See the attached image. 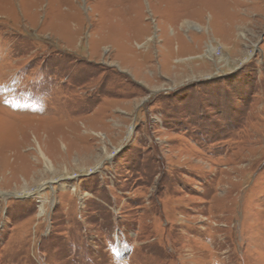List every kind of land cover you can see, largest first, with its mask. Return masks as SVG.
<instances>
[{
	"label": "rangeland",
	"instance_id": "rangeland-1",
	"mask_svg": "<svg viewBox=\"0 0 264 264\" xmlns=\"http://www.w3.org/2000/svg\"><path fill=\"white\" fill-rule=\"evenodd\" d=\"M0 264H264V0H0Z\"/></svg>",
	"mask_w": 264,
	"mask_h": 264
},
{
	"label": "bare ground",
	"instance_id": "bare-ground-1",
	"mask_svg": "<svg viewBox=\"0 0 264 264\" xmlns=\"http://www.w3.org/2000/svg\"><path fill=\"white\" fill-rule=\"evenodd\" d=\"M39 151V150H38ZM41 155H42V157L45 159V160H48L47 159V157L45 156V155H43V152L41 151V149H40V152H39ZM48 163H49V165H47L48 166V168H49V170H51L52 169V164H51V162H49L48 161ZM52 171V170H51Z\"/></svg>",
	"mask_w": 264,
	"mask_h": 264
}]
</instances>
